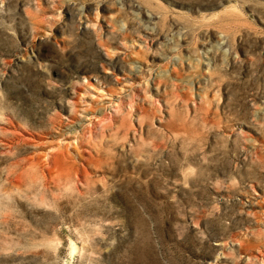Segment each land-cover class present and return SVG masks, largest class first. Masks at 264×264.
Listing matches in <instances>:
<instances>
[{
    "label": "rangeland",
    "instance_id": "1",
    "mask_svg": "<svg viewBox=\"0 0 264 264\" xmlns=\"http://www.w3.org/2000/svg\"><path fill=\"white\" fill-rule=\"evenodd\" d=\"M0 264H264V0H0Z\"/></svg>",
    "mask_w": 264,
    "mask_h": 264
}]
</instances>
